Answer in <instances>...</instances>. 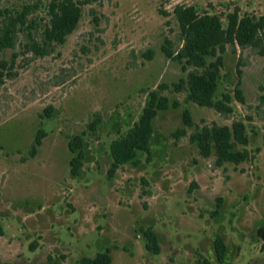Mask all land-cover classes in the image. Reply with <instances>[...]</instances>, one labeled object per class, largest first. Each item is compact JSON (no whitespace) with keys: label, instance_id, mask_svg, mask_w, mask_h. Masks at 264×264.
I'll use <instances>...</instances> for the list:
<instances>
[{"label":"rangeland","instance_id":"1","mask_svg":"<svg viewBox=\"0 0 264 264\" xmlns=\"http://www.w3.org/2000/svg\"><path fill=\"white\" fill-rule=\"evenodd\" d=\"M37 1L40 19L48 0H0V8ZM178 3L217 13L224 23L235 8L264 15V0H94L51 54L36 56L22 45L4 52L9 66L13 52L20 54L0 81V264H82L105 250L112 264H219L217 234L228 245L223 264H264V55L252 48L224 54L217 97L232 93L229 115L169 92L180 105L154 120L151 159L140 153V164L109 172L110 143L140 118L148 91L187 74L162 50L166 37L178 39ZM238 83L244 103L234 96ZM185 107L201 125L245 121L251 158L218 167L188 136H173L184 126ZM40 127L47 135L32 156ZM71 134H84L87 143L76 175ZM149 227L159 253L147 247Z\"/></svg>","mask_w":264,"mask_h":264},{"label":"trees","instance_id":"2","mask_svg":"<svg viewBox=\"0 0 264 264\" xmlns=\"http://www.w3.org/2000/svg\"><path fill=\"white\" fill-rule=\"evenodd\" d=\"M92 1L94 0H48L46 16L40 19L36 13L41 8V1L26 2L19 7L0 8V81L6 70H11L20 54V51L13 52L9 66L8 61L3 58L7 49H16L18 45H22L26 51H32L36 56L51 54L56 46L65 43L67 37L76 29L83 15V6ZM161 11L169 15L168 12ZM172 13L180 27L179 36L177 40L166 37L162 50L167 57L181 63L187 74L172 84L162 82L148 91V102L140 118L110 143V174L115 173L127 162L140 164V153H146L148 161L151 159L154 120L162 110L180 105L178 99L171 101L169 92H183L187 102L229 115L234 111L231 104L232 93L227 91L217 97L224 67V54L228 50L236 53L238 49L252 48L264 55V15L241 14L239 9L235 8L226 15L224 23L221 15L208 10H198L193 4L184 3L176 4ZM23 37L26 41H22ZM146 55L152 58V51ZM238 72L241 74L240 66ZM261 90L259 97L264 113V84L261 85ZM234 96L239 102H245L239 83L234 89ZM47 114L49 115L50 111H47ZM182 118L184 126L177 129L173 136L177 139L188 136L191 143L197 144L199 154L204 158L213 157L216 166H223L226 162L240 164L251 158L247 148L250 137L245 121L234 120L230 125L218 122L201 125L194 120L188 107L183 109ZM96 123L89 124V129L96 130ZM189 128L192 129L190 132ZM84 134L68 135V147L73 153L70 159L71 172L75 175L82 168L86 156L87 143ZM46 135V130L40 127L32 142L30 155L36 154ZM220 204L221 202L218 205ZM217 212L218 208L215 213ZM3 234L4 229L0 223V236ZM144 234L148 240V249L159 253L158 234L151 227L145 229ZM258 234L264 240V224L258 229ZM214 249L219 264H223L227 257L228 245L220 234L215 236ZM81 263L112 264V257L110 251L105 250L94 257L83 258ZM199 263L213 264L208 258H203Z\"/></svg>","mask_w":264,"mask_h":264}]
</instances>
